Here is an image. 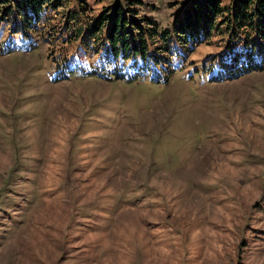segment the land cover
Returning <instances> with one entry per match:
<instances>
[{
  "label": "rangeland",
  "instance_id": "1",
  "mask_svg": "<svg viewBox=\"0 0 264 264\" xmlns=\"http://www.w3.org/2000/svg\"><path fill=\"white\" fill-rule=\"evenodd\" d=\"M114 1L134 0H85L88 19ZM137 1L161 32L188 0ZM78 5L63 0L34 49L0 22V264H264V71L59 81L51 55L71 47L51 34Z\"/></svg>",
  "mask_w": 264,
  "mask_h": 264
},
{
  "label": "trees",
  "instance_id": "2",
  "mask_svg": "<svg viewBox=\"0 0 264 264\" xmlns=\"http://www.w3.org/2000/svg\"><path fill=\"white\" fill-rule=\"evenodd\" d=\"M78 1L65 25L51 34L71 47L51 55L70 69L59 81L69 79L71 67L89 72L80 77L102 81L149 78L168 84L185 73H190L189 79L215 84L264 71V0H232L227 5L222 0H188L171 29L161 32L153 29L150 19H136L131 6L142 5L140 1H114L94 19H88L85 0ZM10 5L0 15L3 28L14 44L29 41V49H34L53 29L45 21L63 7V0H13ZM216 37L217 50L207 54L199 67L192 64L189 57L194 51Z\"/></svg>",
  "mask_w": 264,
  "mask_h": 264
}]
</instances>
